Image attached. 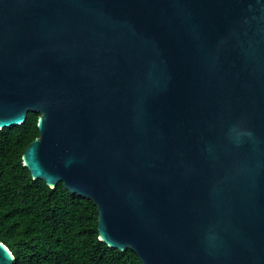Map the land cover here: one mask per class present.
<instances>
[{
	"label": "water",
	"instance_id": "water-1",
	"mask_svg": "<svg viewBox=\"0 0 264 264\" xmlns=\"http://www.w3.org/2000/svg\"><path fill=\"white\" fill-rule=\"evenodd\" d=\"M143 264H264V0H0V130ZM0 241V264H14Z\"/></svg>",
	"mask_w": 264,
	"mask_h": 264
},
{
	"label": "trees",
	"instance_id": "trees-1",
	"mask_svg": "<svg viewBox=\"0 0 264 264\" xmlns=\"http://www.w3.org/2000/svg\"><path fill=\"white\" fill-rule=\"evenodd\" d=\"M39 115L29 112L24 124L0 130V241L14 264H143L133 250L99 239L92 199L33 179L23 154L39 137Z\"/></svg>",
	"mask_w": 264,
	"mask_h": 264
}]
</instances>
